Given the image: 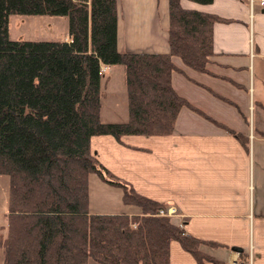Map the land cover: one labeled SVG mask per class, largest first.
Here are the masks:
<instances>
[{
    "label": "trees",
    "instance_id": "trees-1",
    "mask_svg": "<svg viewBox=\"0 0 264 264\" xmlns=\"http://www.w3.org/2000/svg\"><path fill=\"white\" fill-rule=\"evenodd\" d=\"M180 1L168 0L169 53H146L117 49V0H0V173L9 177L3 264H169L171 241L197 264H226L90 151L95 135L170 134L181 107L195 109L171 85L172 56L207 72L213 24L228 20ZM11 14L65 16L71 41L12 40ZM102 65L123 67L124 122L100 118ZM227 131L246 146L243 135ZM91 174L122 188V202L139 214L92 213Z\"/></svg>",
    "mask_w": 264,
    "mask_h": 264
},
{
    "label": "crops",
    "instance_id": "crops-1",
    "mask_svg": "<svg viewBox=\"0 0 264 264\" xmlns=\"http://www.w3.org/2000/svg\"><path fill=\"white\" fill-rule=\"evenodd\" d=\"M180 3L228 20L213 24L207 72L172 56L178 68L171 74L173 89L201 112L181 107L173 131L166 135L92 136L90 151L137 193L174 208L168 215L171 223L202 240L204 253L226 264L249 259L250 264H264V5L259 0L252 8L248 0ZM168 26V0H117L120 52L169 53ZM48 40L71 38L66 33ZM101 67L106 70L100 118L124 122L123 67ZM227 128L243 135L246 146ZM110 187L98 175L89 176L92 213L139 214L137 207L122 202V188ZM105 189L115 199L101 200L98 195ZM233 246L242 251H233ZM169 264L197 263L171 241Z\"/></svg>",
    "mask_w": 264,
    "mask_h": 264
},
{
    "label": "rangeland",
    "instance_id": "rangeland-1",
    "mask_svg": "<svg viewBox=\"0 0 264 264\" xmlns=\"http://www.w3.org/2000/svg\"><path fill=\"white\" fill-rule=\"evenodd\" d=\"M249 1V0H248ZM254 3V2H253ZM68 21L63 16H39L11 14L8 19V35L12 40H48L61 38L67 33ZM114 189V185L108 184ZM8 190L9 177L0 173V234H7V214H8ZM107 190V191H105ZM103 190L99 196L115 199L109 189ZM115 192V191H114ZM0 264H3V251L0 249ZM88 264H100L89 259Z\"/></svg>",
    "mask_w": 264,
    "mask_h": 264
},
{
    "label": "built area",
    "instance_id": "built-area-1",
    "mask_svg": "<svg viewBox=\"0 0 264 264\" xmlns=\"http://www.w3.org/2000/svg\"><path fill=\"white\" fill-rule=\"evenodd\" d=\"M253 2H254V0H249V4H250L251 8H252V5H253ZM259 3L261 5H264V0H259ZM105 70H106L105 67H101L100 68V74L101 75L104 74L105 73ZM172 213H174V208H172V207L166 208L165 211H161V214H166V215H169V214H172ZM239 264H250V259L247 262L239 263Z\"/></svg>",
    "mask_w": 264,
    "mask_h": 264
},
{
    "label": "water",
    "instance_id": "water-1",
    "mask_svg": "<svg viewBox=\"0 0 264 264\" xmlns=\"http://www.w3.org/2000/svg\"><path fill=\"white\" fill-rule=\"evenodd\" d=\"M231 249L233 251H238V252H241L242 251V249L240 247H237V246H233V247H231Z\"/></svg>",
    "mask_w": 264,
    "mask_h": 264
}]
</instances>
